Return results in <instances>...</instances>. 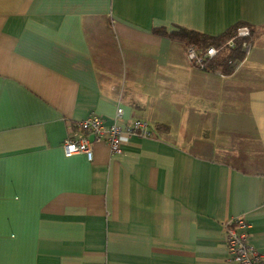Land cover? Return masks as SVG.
I'll use <instances>...</instances> for the list:
<instances>
[{"label": "crops", "instance_id": "1", "mask_svg": "<svg viewBox=\"0 0 264 264\" xmlns=\"http://www.w3.org/2000/svg\"><path fill=\"white\" fill-rule=\"evenodd\" d=\"M264 25V0H0V264H233L222 226L264 258V34L224 77L154 33ZM152 135L66 155L73 123Z\"/></svg>", "mask_w": 264, "mask_h": 264}, {"label": "built area", "instance_id": "2", "mask_svg": "<svg viewBox=\"0 0 264 264\" xmlns=\"http://www.w3.org/2000/svg\"><path fill=\"white\" fill-rule=\"evenodd\" d=\"M251 30L249 25H242L237 28L234 37L225 42L221 47L209 46L200 49L199 47L187 44L186 54L189 61L202 71L210 72L221 77L227 75L223 64L214 63V59L224 47H234L235 38L249 37ZM252 43L245 40L242 48L246 54L241 61H229L236 71L242 62L250 54ZM124 109L118 107L114 121L107 124L104 117L97 113L90 114L86 119L76 124L77 129H71L68 136L62 143L66 155L76 153L85 154L89 160L93 159L94 143L105 140L110 147L112 154L123 152V134H137L141 137L151 135L149 124L143 119H134L124 126L119 122H124ZM73 126V125H72ZM225 231L226 244L229 253V261L233 264H264L261 251L254 247L250 240V223L243 216H236L222 223Z\"/></svg>", "mask_w": 264, "mask_h": 264}, {"label": "trees", "instance_id": "3", "mask_svg": "<svg viewBox=\"0 0 264 264\" xmlns=\"http://www.w3.org/2000/svg\"><path fill=\"white\" fill-rule=\"evenodd\" d=\"M242 25H249L251 35L249 37H237L235 38L234 47H224L214 59V63L223 64L225 66L227 74H231L234 71V67L230 65L229 61H241L245 58L246 54L242 48V44L245 40L254 41L256 36L264 34V25L260 27H254L246 22H240L227 29L224 33L218 36H211L205 33H201L195 30L187 29L180 26H175L173 30L169 31L165 27L155 28L153 31L155 34L167 36L171 39L178 40L187 44H192L200 49H206L209 46L221 47L225 42L234 37L237 33V28ZM73 129H77L75 123H73ZM152 135V132H151Z\"/></svg>", "mask_w": 264, "mask_h": 264}]
</instances>
